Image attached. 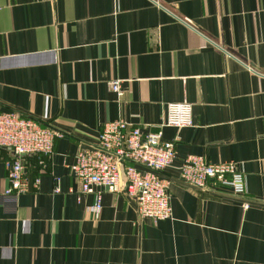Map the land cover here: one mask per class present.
Here are the masks:
<instances>
[{
  "label": "crops",
  "instance_id": "obj_1",
  "mask_svg": "<svg viewBox=\"0 0 264 264\" xmlns=\"http://www.w3.org/2000/svg\"><path fill=\"white\" fill-rule=\"evenodd\" d=\"M171 101L191 103L193 124L162 128L175 142L159 172L171 218L139 219L124 187L93 214L77 153L119 117L154 131ZM8 110L62 136L53 153L22 156V194L5 192L13 155L0 146V264H264V0H0ZM188 155L234 162L246 192L186 183Z\"/></svg>",
  "mask_w": 264,
  "mask_h": 264
},
{
  "label": "built area",
  "instance_id": "obj_2",
  "mask_svg": "<svg viewBox=\"0 0 264 264\" xmlns=\"http://www.w3.org/2000/svg\"><path fill=\"white\" fill-rule=\"evenodd\" d=\"M108 84L115 94L122 96L120 80H110ZM155 125L154 131H143L141 126L129 125L121 117L107 121L97 135V148L77 153L74 175L81 193L96 195L94 204L90 206L93 214L102 209V193L119 192L124 187L135 200L139 219L158 221L171 218L169 181L159 172L172 165L175 142L162 138V128L192 126L191 103H167L160 122ZM60 136L61 131L48 124L43 125L31 116L15 110L0 112V146L9 148L13 155L5 160L10 183L6 193L30 191L31 182L25 176L22 156L53 153L54 142ZM178 172L183 181L195 188H205L211 182L229 186L237 195L246 192L243 171L234 162L212 163L205 157L188 155L178 166ZM37 184L39 179L35 186ZM244 207L247 208L248 203H244Z\"/></svg>",
  "mask_w": 264,
  "mask_h": 264
}]
</instances>
